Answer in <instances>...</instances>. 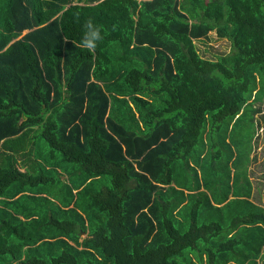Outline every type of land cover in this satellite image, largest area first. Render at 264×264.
Instances as JSON below:
<instances>
[{
  "label": "trees",
  "instance_id": "obj_1",
  "mask_svg": "<svg viewBox=\"0 0 264 264\" xmlns=\"http://www.w3.org/2000/svg\"><path fill=\"white\" fill-rule=\"evenodd\" d=\"M263 112L264 0H0V264H264Z\"/></svg>",
  "mask_w": 264,
  "mask_h": 264
},
{
  "label": "rangeland",
  "instance_id": "obj_2",
  "mask_svg": "<svg viewBox=\"0 0 264 264\" xmlns=\"http://www.w3.org/2000/svg\"><path fill=\"white\" fill-rule=\"evenodd\" d=\"M71 1L74 2L76 0ZM195 45L201 57L211 60L228 54L230 49L228 41H226V39L217 38L213 32L209 33L208 40L196 41ZM261 115L256 114L254 116L259 127L257 128L252 141V151L250 154L251 160L247 166V174L252 186V201L264 208V125L261 122ZM34 142L42 153L49 151L42 139L36 137ZM60 173L61 176L58 178L59 181L61 183H66V175L63 171ZM103 184L105 187L109 186L107 176L103 178ZM59 186L60 185L55 186V189ZM82 237L83 236H81V238Z\"/></svg>",
  "mask_w": 264,
  "mask_h": 264
},
{
  "label": "clouds",
  "instance_id": "obj_3",
  "mask_svg": "<svg viewBox=\"0 0 264 264\" xmlns=\"http://www.w3.org/2000/svg\"><path fill=\"white\" fill-rule=\"evenodd\" d=\"M83 35L81 39V46L89 51H94L98 44L103 41L101 26L96 25L91 19L83 25Z\"/></svg>",
  "mask_w": 264,
  "mask_h": 264
}]
</instances>
